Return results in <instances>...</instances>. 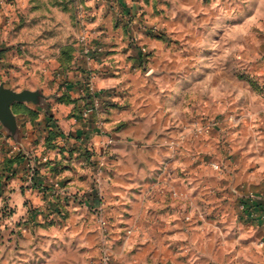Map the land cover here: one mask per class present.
<instances>
[{
    "label": "crops",
    "instance_id": "0c3cea01",
    "mask_svg": "<svg viewBox=\"0 0 264 264\" xmlns=\"http://www.w3.org/2000/svg\"><path fill=\"white\" fill-rule=\"evenodd\" d=\"M111 1L126 11L141 6L164 34L135 28L132 44L114 26L113 12L94 8L98 27L85 35V56L75 51L69 63H58L40 102L24 101L33 112L15 114L25 125L18 126L14 149L25 157L0 185L3 193L14 189L20 210H28L26 198L43 209V196L53 197L56 212L66 214L41 231L42 250L50 249L43 264H98L104 250L110 264H264V117L243 104L240 82L228 76L236 61L227 53H240V41L227 47L212 40L226 35L211 29L214 21L224 25L225 3ZM211 117L218 124L210 130ZM219 138L231 150L235 175L250 182L249 221L186 227L179 199L198 195L196 174H206L198 168L211 159L197 150L209 151ZM74 193H84L82 203L72 201ZM32 241L21 239L27 252L11 255L10 263L0 252V264L27 263Z\"/></svg>",
    "mask_w": 264,
    "mask_h": 264
},
{
    "label": "rangeland",
    "instance_id": "374dc122",
    "mask_svg": "<svg viewBox=\"0 0 264 264\" xmlns=\"http://www.w3.org/2000/svg\"><path fill=\"white\" fill-rule=\"evenodd\" d=\"M220 2L227 7L225 19L222 21L224 25L214 21L211 29H225L226 35L224 38H219L218 35L212 40L217 42L222 39L227 47L240 41V53H227L228 58L232 56L236 61L234 67L228 70V76L240 82L242 95L248 98L243 104L247 103L249 107L253 105L258 109L257 114L261 119L264 117V0ZM148 3L154 4L153 1ZM94 8L99 10L98 14L106 13L107 8L113 12L114 26L125 30L132 44L137 42V38L130 36L135 28L153 31L157 35L164 34L157 23L145 20V11L141 6L132 12L124 10L111 0H0V87L18 93L43 95V86H49L54 81L53 75H56L58 63L61 67L69 63L75 56V51L80 57L85 56V35L98 27L94 20ZM100 23L105 25L103 19ZM59 49V54L52 53ZM99 50L103 49L99 47ZM217 51L216 49L212 55H218ZM204 71L201 70L202 73ZM196 91L202 92V88H196ZM12 109L14 114H29L34 110L25 105V102H15ZM217 119L218 117L209 118L207 128L211 130L216 127ZM16 121L18 126L25 125L18 117ZM206 126H202L200 130L204 131ZM219 139L209 151L197 150L198 155L208 153L211 159L204 160L205 168H198L199 171H206L203 176L196 174L195 186L198 195L193 199H179L180 212L186 227L198 226L203 222H209L213 226L231 219L234 222L249 221L245 205L246 194L250 190L246 184L250 182L241 181L235 175V165L228 163L232 159L231 150L223 146V138ZM14 142L11 129L0 119V185L6 184L15 175ZM13 192L14 189L11 188L5 194L0 187V252L4 257L8 256L6 263H10L11 255L19 257L27 252L20 245L21 239L34 240L29 244L33 252L32 258L27 263L19 260V264H43L50 249L42 250L47 236L41 231L48 226L63 223L66 214L56 212L55 205L59 202H51L53 197L46 195L43 196V209L32 203L29 205L31 199L26 198L22 205L27 206L28 210H20L21 207L16 203L20 197L16 199ZM71 196L75 199L72 200L74 202L78 200L82 203L84 199V193H74ZM187 214L192 217L187 218ZM110 262L111 254L107 250L102 251L98 264Z\"/></svg>",
    "mask_w": 264,
    "mask_h": 264
},
{
    "label": "water",
    "instance_id": "95a60500",
    "mask_svg": "<svg viewBox=\"0 0 264 264\" xmlns=\"http://www.w3.org/2000/svg\"><path fill=\"white\" fill-rule=\"evenodd\" d=\"M41 98L43 97L39 93H18L3 86L0 87V119L7 124L8 129H11V133L16 140H19V128L17 125L16 116L12 109V105L15 102L24 101H33L35 103H39Z\"/></svg>",
    "mask_w": 264,
    "mask_h": 264
},
{
    "label": "trees",
    "instance_id": "16d2710c",
    "mask_svg": "<svg viewBox=\"0 0 264 264\" xmlns=\"http://www.w3.org/2000/svg\"><path fill=\"white\" fill-rule=\"evenodd\" d=\"M55 134L51 133V135L49 136L50 138L53 137ZM25 154L24 152L21 150L19 153L16 154L15 156V164L18 163L20 164L23 160H24ZM40 172L39 169L37 167L34 168L33 171V177H32V181H33V186L37 187L39 185V179H40Z\"/></svg>",
    "mask_w": 264,
    "mask_h": 264
},
{
    "label": "built area",
    "instance_id": "2783aa9c",
    "mask_svg": "<svg viewBox=\"0 0 264 264\" xmlns=\"http://www.w3.org/2000/svg\"><path fill=\"white\" fill-rule=\"evenodd\" d=\"M89 51H90V49L88 48V49L86 50V52L89 53ZM89 115H90V109L87 108V110L84 112V117H89ZM34 168H35L34 165L31 166V168H30V171H31V172H30V181H32ZM32 182H33V181H32Z\"/></svg>",
    "mask_w": 264,
    "mask_h": 264
}]
</instances>
